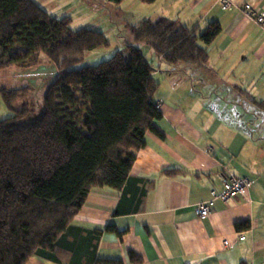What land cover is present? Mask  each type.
I'll return each mask as SVG.
<instances>
[{
  "label": "trees",
  "instance_id": "trees-1",
  "mask_svg": "<svg viewBox=\"0 0 264 264\" xmlns=\"http://www.w3.org/2000/svg\"><path fill=\"white\" fill-rule=\"evenodd\" d=\"M69 24V17H53L34 0H0V70L33 66L43 54L60 71L31 120L26 104L13 107L27 87L0 86L14 113L0 119V264H26L33 255L57 264H122L97 258L101 231L72 221L91 188L123 187L147 131L161 135L153 124L161 117L158 82L142 49L128 46L127 56L116 52L69 68L109 45L102 32ZM221 30L215 20L189 27L162 15L129 26L134 41L150 44L163 60L197 66L206 63Z\"/></svg>",
  "mask_w": 264,
  "mask_h": 264
},
{
  "label": "crops",
  "instance_id": "crops-1",
  "mask_svg": "<svg viewBox=\"0 0 264 264\" xmlns=\"http://www.w3.org/2000/svg\"><path fill=\"white\" fill-rule=\"evenodd\" d=\"M130 1L143 20H215L222 30L204 65L156 54L163 92L154 95L161 117L153 124L161 135L147 131L123 187L91 188L72 223L100 230L96 257L122 264H264V30L244 10L264 12V0H229L226 8L220 0ZM229 173L253 180L247 195L198 216L195 204ZM26 264L57 263L33 255Z\"/></svg>",
  "mask_w": 264,
  "mask_h": 264
},
{
  "label": "rangeland",
  "instance_id": "rangeland-1",
  "mask_svg": "<svg viewBox=\"0 0 264 264\" xmlns=\"http://www.w3.org/2000/svg\"><path fill=\"white\" fill-rule=\"evenodd\" d=\"M48 10L51 16L70 18V28H89L98 30L107 38L109 45L94 49L85 54L84 59L69 68H80L84 65L95 64L110 58L116 52L127 56L128 46L142 49L147 60L158 68V60L154 49L145 41H134L129 26L139 24L143 19L140 7L131 5L130 0L116 4L112 0H38ZM131 7V8H130ZM162 68V67H161ZM60 76L59 68L45 55L41 54L35 65L22 68L12 66L0 70V86L8 88L27 87L26 95L17 100L14 108L26 104L28 114L26 120L38 116L43 105V96L48 87ZM158 78V77H156ZM163 89L157 91L156 96ZM14 113L8 110L0 100V119L10 117Z\"/></svg>",
  "mask_w": 264,
  "mask_h": 264
},
{
  "label": "built area",
  "instance_id": "built-area-1",
  "mask_svg": "<svg viewBox=\"0 0 264 264\" xmlns=\"http://www.w3.org/2000/svg\"><path fill=\"white\" fill-rule=\"evenodd\" d=\"M220 3L223 8L230 6L229 0H220ZM244 10L247 15L264 30V12L257 11L253 7H250L249 4L244 5ZM156 105L159 107L158 102H156ZM252 183L253 180L246 176H240L233 173L225 175L222 179L221 188L219 190L211 189L209 191V196L205 200L199 201L195 204V213L198 216H206L212 212L217 201L226 203L238 196L245 197ZM244 238V233H239L238 239L243 240ZM223 245L230 247L231 243L224 240Z\"/></svg>",
  "mask_w": 264,
  "mask_h": 264
}]
</instances>
